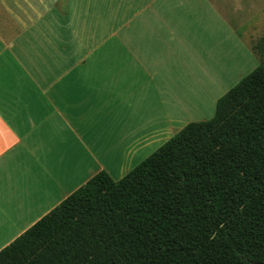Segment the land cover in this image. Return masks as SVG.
<instances>
[{"label": "crops", "instance_id": "crops-1", "mask_svg": "<svg viewBox=\"0 0 264 264\" xmlns=\"http://www.w3.org/2000/svg\"><path fill=\"white\" fill-rule=\"evenodd\" d=\"M254 1L0 0V249L216 103L233 35L253 50L264 34ZM233 18L249 19V44Z\"/></svg>", "mask_w": 264, "mask_h": 264}, {"label": "trees", "instance_id": "trees-1", "mask_svg": "<svg viewBox=\"0 0 264 264\" xmlns=\"http://www.w3.org/2000/svg\"><path fill=\"white\" fill-rule=\"evenodd\" d=\"M259 64L113 180L101 170L0 249V264H264Z\"/></svg>", "mask_w": 264, "mask_h": 264}, {"label": "rangeland", "instance_id": "rangeland-1", "mask_svg": "<svg viewBox=\"0 0 264 264\" xmlns=\"http://www.w3.org/2000/svg\"><path fill=\"white\" fill-rule=\"evenodd\" d=\"M261 2L262 1H260V0H255L254 2L251 3L252 5L246 4V7L253 6L254 8L259 7V9H261V5H262ZM66 5L67 4L65 2H63V10H66L65 9V8H67ZM110 7H111V13L116 12L117 9H116L115 4L110 5ZM263 15H261L260 10H255L254 13L252 14L253 21L262 19ZM242 19L243 18H239V19L233 18V25H235L238 28L239 35L246 42L247 37L245 34L250 32V31H248V27H247L248 23H249V19L244 18V20L241 23L240 21ZM116 25H117V21L111 20L110 26L115 27ZM227 38H228L227 34L225 32H223L221 37H220V39L224 45L223 49H225V47H226V39ZM253 40H254V38H252L251 42H253ZM247 43H248V41H247ZM249 45H245L240 39L239 40L235 39V37L233 35V53H232L233 65L230 68V70H229L230 72L227 75L228 78L226 76H224L222 78L221 85L218 88H216L214 95L217 96V99L220 96H222L225 92H227L230 88H232L235 84H237L241 77L250 73L259 64L258 56L249 47ZM214 110H215V103H209L208 105L204 106L203 110L200 111L198 114H191V115L185 117V120H187L185 125L188 124L189 122H196V121H203V120L210 119L214 114Z\"/></svg>", "mask_w": 264, "mask_h": 264}]
</instances>
